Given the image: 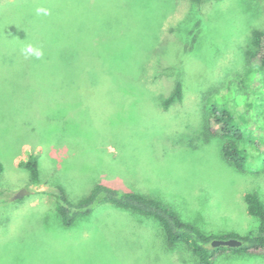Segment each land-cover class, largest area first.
<instances>
[{
	"label": "rangeland",
	"instance_id": "374dc122",
	"mask_svg": "<svg viewBox=\"0 0 264 264\" xmlns=\"http://www.w3.org/2000/svg\"><path fill=\"white\" fill-rule=\"evenodd\" d=\"M253 27L264 0H0V264H198L157 220L110 203L62 225L56 186L71 202L98 183L147 194L218 238L256 232L243 197L264 202V101L251 96L237 122L245 171L207 121L221 78L246 68ZM29 154L40 182L18 165Z\"/></svg>",
	"mask_w": 264,
	"mask_h": 264
},
{
	"label": "trees",
	"instance_id": "16d2710c",
	"mask_svg": "<svg viewBox=\"0 0 264 264\" xmlns=\"http://www.w3.org/2000/svg\"><path fill=\"white\" fill-rule=\"evenodd\" d=\"M200 2L201 0H192ZM251 49L245 51L246 68L237 76L221 78L216 100L208 111V130L223 140L222 157L236 170L245 171L248 155L243 139L246 128L237 122L248 118L251 110L250 97H256L260 106L264 101V29L253 27L250 33ZM182 98V83L177 82L173 93L163 102L168 108L176 100ZM38 157L29 154L26 159L19 161V167L27 170L32 182L42 181L39 176ZM2 165L0 163V173ZM59 187V188H58ZM54 210L64 226H69L81 216L91 213L95 205L110 203L119 209L154 218L160 224L168 248L183 243L186 249L196 257L198 264H213L219 255L231 253L234 255H262L264 256V202L255 191L244 194L247 213L258 221L257 231L250 230L244 235L226 232L220 238L235 237L241 240L238 247H212L211 241L218 238L215 234H206L194 224L182 221L178 215L164 205L160 200L138 192L121 191L110 185L98 183L93 186L89 194L77 202L68 199L65 189L56 186L52 191Z\"/></svg>",
	"mask_w": 264,
	"mask_h": 264
},
{
	"label": "water",
	"instance_id": "95a60500",
	"mask_svg": "<svg viewBox=\"0 0 264 264\" xmlns=\"http://www.w3.org/2000/svg\"><path fill=\"white\" fill-rule=\"evenodd\" d=\"M28 191L26 190H21L15 197L20 198L24 194H26ZM242 244L241 240L231 237L227 239L223 238H215L211 241V246L212 247H221V246H227V247H238Z\"/></svg>",
	"mask_w": 264,
	"mask_h": 264
},
{
	"label": "crops",
	"instance_id": "0c3cea01",
	"mask_svg": "<svg viewBox=\"0 0 264 264\" xmlns=\"http://www.w3.org/2000/svg\"><path fill=\"white\" fill-rule=\"evenodd\" d=\"M230 232H232V231H230ZM226 233V232H225ZM236 233V232H235ZM209 234H212V233H209ZM237 234V233H236Z\"/></svg>",
	"mask_w": 264,
	"mask_h": 264
}]
</instances>
